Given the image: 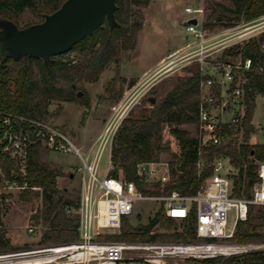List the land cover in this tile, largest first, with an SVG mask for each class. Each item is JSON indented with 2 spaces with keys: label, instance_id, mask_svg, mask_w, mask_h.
<instances>
[{
  "label": "trees",
  "instance_id": "1",
  "mask_svg": "<svg viewBox=\"0 0 264 264\" xmlns=\"http://www.w3.org/2000/svg\"><path fill=\"white\" fill-rule=\"evenodd\" d=\"M65 0H0V20L6 19L19 26V15L29 9L41 22L45 16L58 9ZM151 0H117V25L110 27L107 22L99 26L92 35L77 42L70 51L77 50L82 60H67L62 55L52 57L49 65L41 58L31 55L15 57L0 54V107L19 111L29 115L45 117L52 101L77 102L90 107L91 100L80 94L77 82H95L110 62L117 61L124 51L137 46L139 31L144 24L142 8ZM227 2L210 1L203 26L210 29L222 24L230 28L240 22H253L264 16V0H226ZM136 7V9H134ZM34 23L27 24L25 28ZM21 28V27H20ZM261 38L250 37L243 44L234 45L223 52V57H252L255 62L264 64V49ZM69 51V52H70ZM68 53V52H67ZM191 75L180 77L174 88L151 108L142 109L139 114L125 117L112 145V160L115 167L111 174L126 180H134L140 185L137 175V164L141 161H158L164 145L163 129L170 125L171 133L176 137L180 153L176 160L169 163L171 178L164 185L163 191L154 189L151 192L167 193L177 190L184 195L197 193L202 180L213 173V167L199 169L200 158L196 136L181 127L189 121H197L200 102V81L203 72L199 63ZM264 95V71L256 73L246 87V115L244 117V134L242 139L233 140L225 146L212 147L203 154L206 161L220 155L227 156L237 169L230 174L233 181V195L251 198L255 185L260 181L259 164L264 161V142H250L256 97ZM152 102H154L152 100ZM10 174L9 169H6ZM62 170L52 167L41 160L39 146L31 149L25 180L28 185L41 186L42 191L26 189L19 194L24 202L39 200L32 217L44 226L42 243H65L78 238L79 213L78 201L65 197L58 186V176ZM156 187L161 186L157 183ZM257 209V216L254 215ZM258 218L259 223L254 220ZM177 219L166 217L164 207L160 204L155 216L145 225H132L127 217L123 219L121 237L126 239H164L195 237L196 213L181 220L179 231L169 235L151 233L156 225L174 228ZM264 223V207L251 204L248 218L237 224L233 240L239 243L264 241L261 226ZM7 227L0 212V253L12 251L16 246L11 243ZM222 260V262H220ZM202 264H264V249L248 251L226 258L207 259Z\"/></svg>",
  "mask_w": 264,
  "mask_h": 264
},
{
  "label": "built area",
  "instance_id": "2",
  "mask_svg": "<svg viewBox=\"0 0 264 264\" xmlns=\"http://www.w3.org/2000/svg\"><path fill=\"white\" fill-rule=\"evenodd\" d=\"M185 11L193 14L192 19L197 20L196 23L190 20L187 27L197 42L189 50L174 56L163 69L181 59L188 60L195 56L203 64L196 121L200 154L197 166L199 169L213 167V173L202 180L194 195H184L177 190L151 192L157 183L165 185L171 178L169 164L158 161H141L137 164L140 185L134 180L112 175L111 171L115 167L112 145L134 97L109 118L86 152L62 128L45 117L0 107L1 209L14 193L20 194L26 189L42 191L41 186L28 185L25 180L33 147L39 146L41 153L74 154L83 162L77 170L81 172L78 238L50 246L3 252L0 253V264H202L207 259L264 248V243H239L233 240L237 224L248 218L250 205L264 207V161L258 168L260 181L248 199L233 195V181L230 174L224 173L228 169L224 161L228 160L231 164L227 156L220 155L208 162L203 157L212 147L225 146L233 140L242 139L247 107L246 87L256 73L264 71V64L255 62L249 56L238 62L219 60L216 64L204 67L208 63L207 57L212 54L209 50L217 44V41L210 40L216 36L206 35L202 7L197 10L186 6ZM107 149V169L100 176L99 165ZM6 169H9L10 174H7ZM140 200L159 202L164 207L166 217L182 221L194 209L195 237H121L123 219L136 212V203ZM232 208H235V224L227 231L228 212ZM40 228L44 229L42 223H39V227L28 226L31 233ZM109 228L119 230L111 232ZM261 232L264 235V223ZM25 257L40 259L25 261Z\"/></svg>",
  "mask_w": 264,
  "mask_h": 264
},
{
  "label": "rangeland",
  "instance_id": "3",
  "mask_svg": "<svg viewBox=\"0 0 264 264\" xmlns=\"http://www.w3.org/2000/svg\"><path fill=\"white\" fill-rule=\"evenodd\" d=\"M210 1L213 0H151L147 7L142 8L144 24L139 31L136 48L124 51L117 61L110 62L107 68H105V70L109 69L110 72L104 70L97 81L77 82L78 89L82 95L85 94L90 97V107L77 102L52 101L45 118L62 128L86 152L95 136L102 131L113 112L111 105L115 93H113L112 88L115 90V86L112 84H116L115 82H111L114 78L111 81L109 80V73L119 70L120 62L124 60L127 62L123 64L124 68L132 73L139 74V76H144V74L153 72L154 68L163 60L169 58L167 60L169 61L173 59V56L180 52L181 49L196 43L197 39L190 35L187 28L193 14L187 13L185 7L192 6L197 10L202 7V21H204L209 13L208 6ZM217 1L227 2L226 0ZM18 21L19 26L22 28L27 24L38 21V18L31 10L26 9L19 15ZM248 26L251 27L248 28ZM206 35L208 37L216 36L210 41H217V44L209 50L212 54L207 57L208 63L204 64V67L205 65L216 64L219 60L238 62L241 60L240 55L224 58V50L234 45L243 44L253 36L261 38L264 35V16L253 22H240L230 28H224L222 24H218L210 29H206ZM262 47L264 49V41ZM69 51L60 55L67 60H82L83 57L77 50ZM197 63L203 67V64L196 56L188 60L181 59L172 66L164 69L161 67L140 81L137 86H132L129 95L135 94V97L125 117H128L130 114L137 115L142 109L151 108L153 103L161 101L174 88L180 77L191 75L194 72L198 65ZM209 73H211V70ZM109 87L110 89H108ZM153 99L154 102H152ZM253 124L255 130L251 133L250 142H264V95L262 94H258L256 97ZM181 127L189 130L191 135L197 136L195 121L184 123ZM163 139L167 149L160 153L158 162L169 164L175 161L176 156L180 153L178 141L171 133L169 124H166L163 129ZM108 159L109 151L107 149L99 165L100 176L107 169ZM41 160L47 162L52 167L62 170V174L58 176L59 188L64 191L65 197L78 201V197H81V172L77 170L78 167L83 165L82 160L74 154L57 152H42ZM204 160H206V157H204ZM224 163L228 167V169L224 170V173L232 174L237 172V169L228 160H225ZM163 187L164 185L155 186L154 189L163 190ZM38 203V199H35L33 202H24L19 198L18 193L12 194L9 200L4 202L1 209L3 220L8 229L7 234L10 237L11 243L13 242L16 246V249L12 251L28 250L56 244L50 241L46 242V244L42 243L44 229L40 228L33 233L28 230V226L39 227L38 221L32 217ZM159 205V202L140 200L136 203V212L127 218L132 225H145L155 216ZM257 209H255V216H257ZM72 211L79 213V210L75 208H72ZM180 222L181 220L177 219V224L174 228H166L158 224L154 227L153 231L154 233L167 236L182 228ZM254 222L259 223L258 218ZM234 224L235 208H232L228 212L227 231H230ZM108 230L116 232L119 229L109 228ZM250 243L261 244L264 241Z\"/></svg>",
  "mask_w": 264,
  "mask_h": 264
},
{
  "label": "water",
  "instance_id": "4",
  "mask_svg": "<svg viewBox=\"0 0 264 264\" xmlns=\"http://www.w3.org/2000/svg\"><path fill=\"white\" fill-rule=\"evenodd\" d=\"M117 7V0H65L43 21L25 28L0 20V54L3 57L31 55L49 65L53 56L69 51L105 22L110 27L117 25Z\"/></svg>",
  "mask_w": 264,
  "mask_h": 264
},
{
  "label": "crops",
  "instance_id": "5",
  "mask_svg": "<svg viewBox=\"0 0 264 264\" xmlns=\"http://www.w3.org/2000/svg\"><path fill=\"white\" fill-rule=\"evenodd\" d=\"M190 20H192V19H190ZM194 44L195 43L189 45L188 47L181 49L180 52H178L176 55L182 54L185 51L189 50ZM168 59L163 60L156 68H154V71L160 69L167 62H169L170 60L167 61ZM126 63L127 62H125L124 60L121 61L119 70L114 71L113 73H109V75H108L109 80L111 81L114 78L111 82H113V83L115 82V84H116V85L112 84L113 86H115L114 87L115 90L112 88V91H113V93H115V95L113 96L114 98L112 100L113 102L111 105L113 108V112H112L111 116L117 111V109H119L121 106H123L127 101H129L133 97H135V94L129 95V91H130L131 87L137 86L140 83V81H142L148 75H151V73L154 72L152 70L153 72H149L147 74H144V76H139V74L132 73L129 70H127L126 68H124L123 64H126ZM105 71L110 72L109 69H107ZM110 87L108 89H110ZM12 244L14 245L13 242H12Z\"/></svg>",
  "mask_w": 264,
  "mask_h": 264
},
{
  "label": "bare ground",
  "instance_id": "6",
  "mask_svg": "<svg viewBox=\"0 0 264 264\" xmlns=\"http://www.w3.org/2000/svg\"><path fill=\"white\" fill-rule=\"evenodd\" d=\"M37 259H40V257H25V258H23V260H25V261H33V260H37Z\"/></svg>",
  "mask_w": 264,
  "mask_h": 264
}]
</instances>
